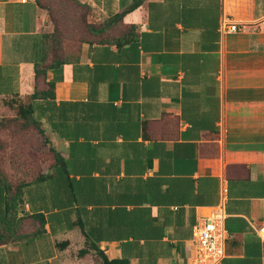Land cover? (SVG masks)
I'll use <instances>...</instances> for the list:
<instances>
[{
    "label": "crops",
    "instance_id": "1",
    "mask_svg": "<svg viewBox=\"0 0 264 264\" xmlns=\"http://www.w3.org/2000/svg\"><path fill=\"white\" fill-rule=\"evenodd\" d=\"M78 1L101 21L133 2ZM224 17L243 31L222 34ZM263 20L264 0H143L119 25L131 43L83 41L48 70L54 97L31 116L64 165L24 189L18 229L2 230L0 186V264H101L96 250L188 264L197 217L223 195L220 264H264ZM45 21L35 0H0V108L32 94Z\"/></svg>",
    "mask_w": 264,
    "mask_h": 264
},
{
    "label": "rangeland",
    "instance_id": "2",
    "mask_svg": "<svg viewBox=\"0 0 264 264\" xmlns=\"http://www.w3.org/2000/svg\"><path fill=\"white\" fill-rule=\"evenodd\" d=\"M46 14L50 34L60 32L63 53H76L81 42L90 39L89 23L99 24L94 9L78 0H39ZM122 28H114V34ZM264 41V20L254 29ZM50 145L38 129L20 118L16 106L0 108V169L12 184L27 182L39 173L51 171L54 158ZM1 176V174H0Z\"/></svg>",
    "mask_w": 264,
    "mask_h": 264
},
{
    "label": "trees",
    "instance_id": "3",
    "mask_svg": "<svg viewBox=\"0 0 264 264\" xmlns=\"http://www.w3.org/2000/svg\"><path fill=\"white\" fill-rule=\"evenodd\" d=\"M35 1L37 5L42 8L40 1ZM142 2L143 0H133V2L121 13L113 15L97 25L89 23V25H87L90 34V39L88 41L115 49L121 48L131 43L134 38L132 33L133 26L123 28L122 32L117 35L114 34V28L119 27L123 17L127 13L137 9ZM62 49V39L60 32L57 28H54L50 34L45 35V59L48 61V63L45 61V63L43 62L34 66L35 88L31 95L16 105L20 118L37 128L40 134H42V131L39 128L38 123L34 121L31 116L30 102L33 100L54 97V81H46L47 71L55 70L77 58L78 50L76 53L65 54L62 52ZM39 80L43 81L47 86L45 90L38 89L37 84ZM9 107L11 108L13 105H9ZM49 150L54 158V163L51 167V171H53L55 167L59 165L63 166L64 160L55 151V149L50 147ZM0 174V186H2L5 191V220L3 222L2 230L8 231L11 228L18 229L22 220V217L19 218L18 215L19 213L23 212L25 205L23 195L24 189L32 183H38L50 177V173H39L32 180L21 182L19 184L10 183L1 169ZM32 218L38 220L40 224L43 225V220L39 215H35ZM80 254L83 256L85 252H80ZM96 254L101 258V264H129L127 260H109V256L102 251L96 250Z\"/></svg>",
    "mask_w": 264,
    "mask_h": 264
},
{
    "label": "built area",
    "instance_id": "4",
    "mask_svg": "<svg viewBox=\"0 0 264 264\" xmlns=\"http://www.w3.org/2000/svg\"><path fill=\"white\" fill-rule=\"evenodd\" d=\"M243 29L240 23L229 17H224L219 27L222 34H233ZM225 201L223 195L216 205L205 207L204 213L197 217L192 227L193 255L188 264H220L225 257V243L228 237L224 227Z\"/></svg>",
    "mask_w": 264,
    "mask_h": 264
}]
</instances>
